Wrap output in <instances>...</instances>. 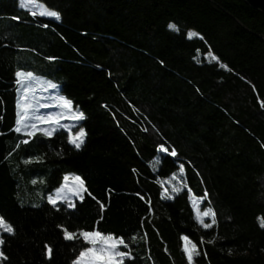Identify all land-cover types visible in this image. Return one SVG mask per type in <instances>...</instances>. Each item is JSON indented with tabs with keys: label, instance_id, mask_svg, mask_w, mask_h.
<instances>
[{
	"label": "trees",
	"instance_id": "trees-1",
	"mask_svg": "<svg viewBox=\"0 0 264 264\" xmlns=\"http://www.w3.org/2000/svg\"><path fill=\"white\" fill-rule=\"evenodd\" d=\"M37 1L60 19L0 0V216L14 228L0 264H73L89 246L80 230L123 236L125 264H188L184 236L194 264H264V14L244 0ZM20 70L83 111L66 120L87 133L79 149L66 128L22 143ZM69 174L83 200L53 206ZM172 177L183 185L169 195ZM191 195L215 213L211 228Z\"/></svg>",
	"mask_w": 264,
	"mask_h": 264
},
{
	"label": "snow or ice",
	"instance_id": "snow-or-ice-1",
	"mask_svg": "<svg viewBox=\"0 0 264 264\" xmlns=\"http://www.w3.org/2000/svg\"><path fill=\"white\" fill-rule=\"evenodd\" d=\"M28 5H34L36 7H41L36 4V0H21V6L27 7ZM32 15H36L33 11ZM42 16H47L60 19V13L56 10H48L47 8H42L39 13ZM169 28L176 29V25L170 24ZM178 30V29H177ZM189 36H195L196 33L189 32ZM211 55V54H209ZM213 59H216L214 56ZM17 80V85L20 86L19 90L21 95L17 100V120L15 121L14 131L16 133H23L28 139H24L22 143L27 144L30 142L31 138H34L38 133L51 137L59 129L66 128L69 132L68 143L71 144L76 149H79L87 135L83 127H79L74 133L71 128L63 124L64 120H71L73 122H79L86 119L83 111L78 108L73 107V102L71 99L66 98L63 95H55L47 98H38L35 95L36 85L39 84L42 88L56 89L58 86L51 81L38 80L34 73L26 72L23 70L17 71L15 73ZM44 99L50 100L51 103L42 102ZM54 107L59 109L58 111L48 112L46 114L40 113L41 108ZM2 135V134H0ZM19 147V144L16 145ZM161 150L167 152L168 149L161 145ZM171 155L175 157L177 155L175 149H172ZM31 161L25 160L24 163H30ZM180 172H184L183 165L180 166ZM64 183L61 187L55 190L54 195H49L47 197L48 202L53 206H56L58 202L66 204L69 208H74L75 203L73 202L74 197H79L83 200L82 193L87 192L85 186V181L80 175L69 174L63 177ZM33 183H36L33 180ZM174 191H179V188L173 189ZM195 206V203H194ZM198 217L201 213L198 211ZM203 216H211V223H204L203 220L200 221L204 228H211L216 224L215 213L211 209H207L202 213ZM261 227H264V222L261 223ZM0 229L4 232L13 234V226L6 222L3 216H0ZM64 238L67 240L77 239V233L69 231L68 229H63ZM79 237H82L83 242L89 246H83L81 250L78 251L76 259L73 264H125V260H132L131 251L129 250V243L126 242L123 236H114L112 234H105L100 230H80ZM134 239V238H133ZM186 242L183 251L186 253L188 264H194V258L200 256V251L197 245L189 240L187 236L183 237ZM3 239H0V244H3ZM201 242L203 240L201 239ZM211 243V241H209ZM122 248L124 250H122ZM47 254L49 258L52 254L51 247H47ZM0 257H4V253L0 251Z\"/></svg>",
	"mask_w": 264,
	"mask_h": 264
},
{
	"label": "rangeland",
	"instance_id": "rangeland-1",
	"mask_svg": "<svg viewBox=\"0 0 264 264\" xmlns=\"http://www.w3.org/2000/svg\"><path fill=\"white\" fill-rule=\"evenodd\" d=\"M25 3H27V0H25ZM20 4H21V0H20ZM36 4L37 5H40L41 7H36L34 5H28L27 7H23V8L24 9H28V10H30L32 12L35 11L37 15L42 16V15L39 14L40 11L42 10V8H47V7L43 3L38 2L37 0H36ZM47 9L50 10L49 8H47ZM43 17H47V16H43ZM47 18H51V17H47ZM53 19H55V18H53ZM189 32L196 33L194 30H189L188 33ZM198 36H199L198 34L195 35V36H189L188 35L189 38L198 37ZM209 54H211V55H209ZM213 56L215 57V55L212 52H210V53H208L205 56V58L209 62L214 61V60L216 61L217 58L215 57L216 59H213L212 58ZM41 82H43V81H41ZM35 95L38 98H47V97H51V96L58 95V93L54 89L52 90L51 88H46V87L45 88H42V87H40L39 84H37L36 85ZM42 102H44V103H51V101L50 100H47V99H44ZM58 110L59 109L54 108V107H47V108H41L40 109V113L46 114L48 112L58 111ZM66 120L62 121V123L63 124L65 123V125H67L68 127H70L71 130H72V132L74 133L77 130L76 126L74 124H72V122L66 121ZM84 141H85V139H84ZM165 184L167 186V190H165V193H168L169 195H174L175 193H177L178 191H174L173 189H176V188L181 189V187L183 185L179 177H172V178H170L168 180H165ZM54 194H55V191L51 195H54ZM83 194L84 193H82V195ZM78 199H80V198L79 197H74L73 198V202L76 204V201ZM191 200H192L193 206H194V203H195L194 210H195V213H196V216H197L199 222L201 220H203L204 223H211V221H212V217L211 216H203L202 215V213L205 210L211 209L210 207H207L206 206L205 199L204 198H201V197H195L194 195H191ZM198 211L201 213V215L199 217L197 215ZM2 232H4L3 229H0V239H1V233ZM185 243L186 242L184 241V245H185ZM122 250H124V249L122 248Z\"/></svg>",
	"mask_w": 264,
	"mask_h": 264
},
{
	"label": "water",
	"instance_id": "water-1",
	"mask_svg": "<svg viewBox=\"0 0 264 264\" xmlns=\"http://www.w3.org/2000/svg\"><path fill=\"white\" fill-rule=\"evenodd\" d=\"M252 8L262 12L264 14V0H244ZM202 38L201 36H199Z\"/></svg>",
	"mask_w": 264,
	"mask_h": 264
}]
</instances>
